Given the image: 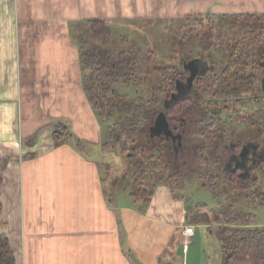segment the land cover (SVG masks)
<instances>
[{"label": "crops", "instance_id": "0c3cea01", "mask_svg": "<svg viewBox=\"0 0 264 264\" xmlns=\"http://www.w3.org/2000/svg\"><path fill=\"white\" fill-rule=\"evenodd\" d=\"M225 13H264V0H0V232L18 264H132L127 249L142 264H210L201 224L186 222V198L167 185L144 210L107 198L82 23L103 19L114 33L119 21ZM54 120L69 123L84 147L59 145Z\"/></svg>", "mask_w": 264, "mask_h": 264}, {"label": "trees", "instance_id": "16d2710c", "mask_svg": "<svg viewBox=\"0 0 264 264\" xmlns=\"http://www.w3.org/2000/svg\"><path fill=\"white\" fill-rule=\"evenodd\" d=\"M204 16L188 15L183 20H197ZM217 17L231 22V28L235 30V34L229 37L219 36L218 49L225 55L223 62L219 61L222 65L216 72L211 68L210 72L199 76L192 93L174 102L171 107H167L166 100L176 90V82L182 77L179 69L160 65L157 52L152 50L145 55L134 52L130 57L113 58L107 55L114 50L111 25L103 19H87L82 23L85 31L97 40L84 39V46L88 43L90 46L82 48V59L85 90L102 125V146L119 148L134 169L130 175L117 178L113 184L117 185L119 180V184L129 187L135 205L141 210L148 206L155 189L163 181L177 193L175 189L182 186L184 177L205 175L214 194L220 191L226 193L228 188L219 190L217 187L213 164L223 160L224 172L239 171L237 167L230 170L228 165L235 155L245 153L250 146L251 154L258 148L262 149L264 156V132L259 130L256 134L249 132L243 135L238 131L231 134L230 126L222 115L229 106L227 99L218 96L234 95L239 98L257 85L264 90V13H225ZM180 41L182 45L187 42L192 44L188 58L202 56L194 54L196 42L192 37ZM262 69L261 76L257 77V71ZM154 72L161 76L146 100L130 98L115 88L121 83L140 87ZM208 74L213 76L208 79ZM205 89L214 96L209 99L206 95L207 101L203 97ZM236 116L240 123L252 121L250 115L241 111ZM260 116L264 120V113ZM53 127V135L59 145L67 143L80 149L84 147L85 141L72 131L66 121L54 120ZM235 135L238 137L234 138ZM218 149L222 150L219 155ZM261 162L264 163V158ZM261 170L264 176V167ZM236 177L248 181L240 190L241 196L249 199L253 206L264 209L261 179L256 175L253 178L246 173L244 175V171L236 173ZM113 193L112 189L107 197L109 200H112ZM235 206L227 203L214 211L213 217L204 213L206 220L200 222L196 218L190 219L187 207L186 222L214 225L215 228L211 226V229L221 243L222 264H264V222H258L253 213L240 211ZM10 242L8 235L0 232V264H17L16 250ZM126 252L132 264H142L131 249ZM160 264H166L162 258Z\"/></svg>", "mask_w": 264, "mask_h": 264}, {"label": "rangeland", "instance_id": "374dc122", "mask_svg": "<svg viewBox=\"0 0 264 264\" xmlns=\"http://www.w3.org/2000/svg\"><path fill=\"white\" fill-rule=\"evenodd\" d=\"M231 25V22H226L224 19L221 21L217 16L209 14L197 20L192 18L171 21L138 19L132 21L129 20L127 22L119 21L117 23H113L114 33L112 32L111 39L113 40L112 47H114V50L107 55L112 56L113 58H122L130 57L134 52L145 55L152 50L157 52L160 65L182 69L185 58H188V55L190 54L192 44L187 42L186 45H182L180 40L182 38L184 40H188L192 37L193 42H196L194 54H202V56H199H201V59L204 61L202 64V74H207V72H210L208 70L211 68V71L216 72L219 68L218 66H221L223 60L225 59L224 53L218 49V44L221 41L219 36L228 35L229 37L230 35H234L235 30L231 28ZM89 36L92 41H97L93 38L90 32ZM199 37L202 39L201 41H199ZM221 60L222 62L219 64V61ZM262 72L263 69L257 71L256 76H261ZM255 73L256 72L254 71V74ZM183 75L188 76V71H184ZM160 76L161 75L159 73L154 72L140 87L135 85L129 87L121 83L116 84L115 88L119 93H124L130 98H144L146 100L149 97V94L153 91V87L156 86L157 79ZM212 76L213 74H208L207 77L209 79ZM183 80L186 81L185 78ZM194 85L197 87L195 80L188 86V88H191ZM192 91H183L182 96L185 97L192 93ZM206 95L209 99L214 97L212 93L207 92L205 89L203 97L204 100L207 101ZM182 96H180V98ZM218 96H220L223 100L227 99V104L229 106L223 110L222 115L224 116V119L227 120V125L230 126L229 132L231 134L232 132L235 133L238 131H241L243 135L249 132L256 134L259 130L260 132H264V120L260 116L261 113H264V90H261L259 85H257L254 90L249 91V93H244L238 96L239 98H236L234 95L229 97L227 95L220 94ZM180 98L177 99L180 101ZM168 100L170 101L168 102L167 107H171L173 105V101H171V98ZM222 105H224L223 102ZM239 111H241L242 114L250 115L252 117V121L250 122V120H245V122L240 123L236 116ZM236 137H238V135H235L234 138ZM100 147L101 148L97 150L95 154L101 155L97 158L102 160V176L107 190L111 193L113 189L114 193L111 198L114 200L133 199L129 187L125 188L122 184H119V180L116 183L117 185L113 184L117 178L125 174L130 175L132 170H134L133 167H131L128 157L122 153L119 148H105L102 144ZM250 150L252 151V146H250L249 150L244 153V157H238L241 162L244 161V164L240 162L238 166L239 171L236 170L234 172H230L232 174L223 171V160L219 162V164L212 165V171L216 174L215 180L217 182V187L219 186V190L228 188L226 193L220 191V193L214 194L211 188L208 187L209 179H207L208 177L205 175L202 177L197 175L184 177V179L181 180L182 186L176 188L175 190L180 196H184L186 198L187 206L190 211V219L196 218V220L198 219V222L205 221L206 219L204 217V213H209L213 217L214 211L220 210L227 203H233L236 205L235 207H237L238 210L253 213L258 222H264V209L253 206V203L249 199L241 196L240 190L242 191V186L248 181L244 182L243 179L239 180L238 177H236V173H239L240 171H244V175L246 173L252 178L256 175L261 179V188L264 189V176L262 175L263 170H261V168L264 167V163L261 162L264 158L263 151L262 149L258 150L257 148L254 149L253 154H251ZM221 152L222 150L218 149L217 155L221 154ZM225 157L226 155L224 156V159ZM235 163L236 161H233L228 165L230 166V170L233 169V167H236L237 164ZM163 183L167 182L163 181ZM199 224H201V226L196 227V231L198 235L197 239L200 242V245L203 243V247L201 248L202 251L204 249L205 252L207 249L206 256L207 259L211 261L210 264H222L220 240L216 235H214L213 230L211 235V232L209 233V231L205 229V226L209 229L212 225L209 223ZM212 227L213 229L215 228L214 225ZM198 248H200V246ZM193 249L194 246H192V251ZM192 251L190 255L191 260L194 257L192 256ZM202 251L201 256L203 253ZM15 252L16 262H18L17 251ZM196 256L200 255L197 253Z\"/></svg>", "mask_w": 264, "mask_h": 264}, {"label": "flooded vegetation", "instance_id": "af4514ba", "mask_svg": "<svg viewBox=\"0 0 264 264\" xmlns=\"http://www.w3.org/2000/svg\"><path fill=\"white\" fill-rule=\"evenodd\" d=\"M193 60H194V64L190 65V62L193 61ZM203 63H204V61L201 59V56H194L192 58H185V61L183 62L182 69L179 68V70L182 72V77H181L182 79L179 78L177 80L176 85H175L176 86V90L171 94V97H170L171 99H173V97L176 96L174 98L173 103L176 102V101H179L177 98H180V96H182L183 91H185V92L189 91L190 92L194 87H196L194 85L191 88H188V86L191 85L194 80L197 81V78L202 75V71H203L202 64ZM180 65H182V64H180ZM192 69L193 70L195 69L194 71H196V74H195L194 78L191 80L190 77H191V74H192ZM184 71H188L189 75L188 76H184L183 75ZM184 78L186 79V81L183 80ZM196 84H197V82H196ZM170 98H168V99H170ZM181 98H184V96H182ZM181 98H180V100H181ZM169 101L170 100H166V103H168ZM239 156L240 157H244V153L239 154V155H235L231 159V162L236 161L235 164H237L236 165L237 168H238V166H239V164L241 162L238 159ZM243 162L244 161H242L241 163L244 164ZM237 168H235V169H237Z\"/></svg>", "mask_w": 264, "mask_h": 264}, {"label": "water", "instance_id": "95a60500", "mask_svg": "<svg viewBox=\"0 0 264 264\" xmlns=\"http://www.w3.org/2000/svg\"><path fill=\"white\" fill-rule=\"evenodd\" d=\"M192 64H194V60L193 61H191L190 62V65H192ZM195 70V69H194ZM193 69H192V74H191V77H190V79L192 80L193 78H194V76H195V74H196V71H194ZM176 97V96H175ZM175 97H173V99H171V101H174V98ZM168 103H166V105H167Z\"/></svg>", "mask_w": 264, "mask_h": 264}, {"label": "built area", "instance_id": "2783aa9c", "mask_svg": "<svg viewBox=\"0 0 264 264\" xmlns=\"http://www.w3.org/2000/svg\"><path fill=\"white\" fill-rule=\"evenodd\" d=\"M193 230H194V227H193L192 225L187 226V228H186V232H187V233H192Z\"/></svg>", "mask_w": 264, "mask_h": 264}]
</instances>
